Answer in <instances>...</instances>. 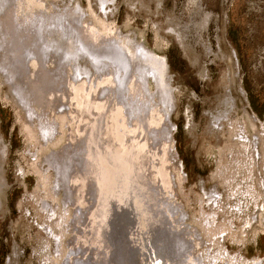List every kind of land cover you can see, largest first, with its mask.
<instances>
[{
    "label": "rangeland",
    "instance_id": "1",
    "mask_svg": "<svg viewBox=\"0 0 264 264\" xmlns=\"http://www.w3.org/2000/svg\"><path fill=\"white\" fill-rule=\"evenodd\" d=\"M15 9L22 19L79 10L91 30L141 43L163 62L171 105L163 108L149 76V123L168 134L149 156L168 215L190 233L187 264H264V0H17ZM50 35L66 42L55 28ZM48 59L55 68L56 52ZM77 65L94 71L86 57ZM84 78L69 102L30 98L27 109L0 71V264H65L76 247L78 203L49 160L87 119L79 107L73 118L96 89Z\"/></svg>",
    "mask_w": 264,
    "mask_h": 264
},
{
    "label": "bare ground",
    "instance_id": "2",
    "mask_svg": "<svg viewBox=\"0 0 264 264\" xmlns=\"http://www.w3.org/2000/svg\"><path fill=\"white\" fill-rule=\"evenodd\" d=\"M16 1L0 0V71L27 109L30 98L43 107L69 102L66 93L80 74L82 82L97 80L87 104L79 101L74 111L76 119L82 109L86 121H78L62 154L49 160L59 169L68 200L78 203L73 223L80 235L73 238L76 247L65 264H187L190 233L168 215L166 196L153 184V147L163 143L168 127H150L155 110L147 79H154L163 108L169 110L163 62L141 43L129 46L91 30L79 10H42L22 19ZM53 28L66 42L50 35ZM50 51L59 58L55 68L49 66ZM81 56L89 59L93 73L77 65ZM70 61L75 62L71 75L65 68ZM119 116L123 124L116 126ZM129 127L134 132L118 136L120 128Z\"/></svg>",
    "mask_w": 264,
    "mask_h": 264
},
{
    "label": "trees",
    "instance_id": "3",
    "mask_svg": "<svg viewBox=\"0 0 264 264\" xmlns=\"http://www.w3.org/2000/svg\"><path fill=\"white\" fill-rule=\"evenodd\" d=\"M251 100H252V102H253V105H255V101H254V99L252 98V96H251ZM258 113L262 116V114H263V112H259L258 111Z\"/></svg>",
    "mask_w": 264,
    "mask_h": 264
},
{
    "label": "flooded vegetation",
    "instance_id": "4",
    "mask_svg": "<svg viewBox=\"0 0 264 264\" xmlns=\"http://www.w3.org/2000/svg\"><path fill=\"white\" fill-rule=\"evenodd\" d=\"M96 76V75H95Z\"/></svg>",
    "mask_w": 264,
    "mask_h": 264
}]
</instances>
